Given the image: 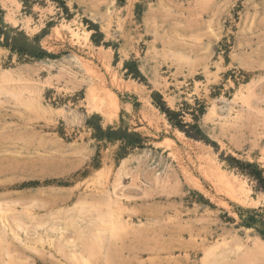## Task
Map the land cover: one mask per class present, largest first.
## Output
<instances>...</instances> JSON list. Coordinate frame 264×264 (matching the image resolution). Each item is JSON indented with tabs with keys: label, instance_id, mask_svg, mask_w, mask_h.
<instances>
[{
	"label": "rangeland",
	"instance_id": "1",
	"mask_svg": "<svg viewBox=\"0 0 264 264\" xmlns=\"http://www.w3.org/2000/svg\"><path fill=\"white\" fill-rule=\"evenodd\" d=\"M257 170L264 0H0V264H264Z\"/></svg>",
	"mask_w": 264,
	"mask_h": 264
},
{
	"label": "trees",
	"instance_id": "2",
	"mask_svg": "<svg viewBox=\"0 0 264 264\" xmlns=\"http://www.w3.org/2000/svg\"><path fill=\"white\" fill-rule=\"evenodd\" d=\"M252 166V165H250ZM256 179L258 180L259 182V187L264 190V178L262 177V172L257 170V175L255 176Z\"/></svg>",
	"mask_w": 264,
	"mask_h": 264
},
{
	"label": "bare ground",
	"instance_id": "3",
	"mask_svg": "<svg viewBox=\"0 0 264 264\" xmlns=\"http://www.w3.org/2000/svg\"><path fill=\"white\" fill-rule=\"evenodd\" d=\"M73 37L76 39V38H78V37H79V35H78V34H76V33H74ZM94 97H95V96H94ZM221 179H222V178H221Z\"/></svg>",
	"mask_w": 264,
	"mask_h": 264
}]
</instances>
